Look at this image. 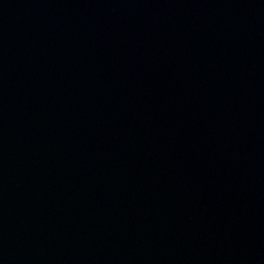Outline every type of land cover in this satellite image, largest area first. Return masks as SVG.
Instances as JSON below:
<instances>
[{
    "label": "water",
    "instance_id": "obj_1",
    "mask_svg": "<svg viewBox=\"0 0 264 264\" xmlns=\"http://www.w3.org/2000/svg\"><path fill=\"white\" fill-rule=\"evenodd\" d=\"M0 264H264V0H0Z\"/></svg>",
    "mask_w": 264,
    "mask_h": 264
}]
</instances>
